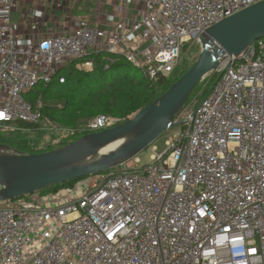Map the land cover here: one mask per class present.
Here are the masks:
<instances>
[{
	"label": "built area",
	"instance_id": "2783aa9c",
	"mask_svg": "<svg viewBox=\"0 0 264 264\" xmlns=\"http://www.w3.org/2000/svg\"><path fill=\"white\" fill-rule=\"evenodd\" d=\"M263 1L39 0L62 11L52 25L88 5L89 17L23 32L18 0H0V125L38 126L44 106L26 95L70 63L91 72L96 58L105 70L124 59L157 89L191 39ZM221 61L195 115L149 147L148 164L0 203V264H264V39ZM109 125L100 116L91 128Z\"/></svg>",
	"mask_w": 264,
	"mask_h": 264
},
{
	"label": "water",
	"instance_id": "95a60500",
	"mask_svg": "<svg viewBox=\"0 0 264 264\" xmlns=\"http://www.w3.org/2000/svg\"><path fill=\"white\" fill-rule=\"evenodd\" d=\"M261 39H264V1L226 18L202 34V51L197 63L132 119L114 128L85 135L58 150L30 155L8 154L0 158V202L97 175L140 154L178 126L175 118L196 87L218 69L222 59L238 57ZM116 141H123V145L111 156L87 160L96 150Z\"/></svg>",
	"mask_w": 264,
	"mask_h": 264
},
{
	"label": "trees",
	"instance_id": "16d2710c",
	"mask_svg": "<svg viewBox=\"0 0 264 264\" xmlns=\"http://www.w3.org/2000/svg\"><path fill=\"white\" fill-rule=\"evenodd\" d=\"M96 60L97 67L91 72H81L74 66L68 68L66 65L52 83L49 85L40 84L41 89L36 87L26 95V98L33 104L42 97L44 103L57 100L62 104L61 107L46 108L44 106L43 116L48 114L51 119L59 120L63 124L73 127L99 115H109L127 120L129 116L156 101L176 81L169 83L170 85L165 88L164 92L158 93L157 89L149 87L142 72L126 60L116 61L109 70H105L101 57ZM62 77L65 78L64 83H60ZM163 83L165 81L159 87ZM21 126L31 128L27 124ZM3 140L5 138L0 136V142ZM78 181L81 180L53 186L40 191V193L58 192L64 188L74 187Z\"/></svg>",
	"mask_w": 264,
	"mask_h": 264
},
{
	"label": "rangeland",
	"instance_id": "374dc122",
	"mask_svg": "<svg viewBox=\"0 0 264 264\" xmlns=\"http://www.w3.org/2000/svg\"><path fill=\"white\" fill-rule=\"evenodd\" d=\"M106 1H109V0H106ZM111 2H112V0H110V3ZM63 4H64L63 0H59L58 5L62 6ZM45 6L47 8V13L49 15H52L53 13L57 12L55 15L61 17L62 11L59 10V8L52 6L51 3H49V2H47ZM105 8H106V6H105ZM90 9H91L90 5H88V6H86L85 11L88 12ZM136 13H139V10H137ZM77 14H78V12H75L73 14V19L66 21V24H64L65 23L64 19H61V18L58 19L57 17L54 16V19H58L57 21H55L56 22L55 24L58 28H59V25H62V24L65 26L64 28L59 29V31L63 32L66 29L70 28L71 26L75 25L76 20L78 18ZM110 14H107V15H110ZM201 36H196L193 39H191L187 44H185V46L182 50V53L180 55V58L178 60L177 66L175 68V72L167 80H164L165 83H163L162 86L157 88L158 93L164 92V90L167 86H169L175 80L178 81L177 80L178 78L180 79L191 67H193L197 63V61L200 58L201 51H202V45L200 42ZM226 62H227V60H225L223 63H222V61H220V63H222V66H224L226 64ZM67 66H68V68H71L74 66V68H76V70H80L81 72L86 71L85 69H78L77 63H74V64L70 63ZM218 69H219V67H218ZM216 71L217 70H215L214 72L209 74L196 87V90L193 93V95L191 94L192 96L189 97L186 105L182 108V110L179 112V114L175 118V123L177 120H180V121L185 120V118H187L190 114L194 113L198 104L207 95V93L211 90V88L214 86L216 80L218 79V73H216ZM174 83H172L171 85H173ZM171 85H170V87H171ZM37 89H41V86H37ZM36 103L38 105H39V103H42V105L46 106V108L47 107L57 108V107H61V105H62V104L58 103L57 100L45 101V103H44L43 97L39 98ZM36 103H34V104H36ZM137 113L133 114L132 116H129L127 120H123L119 117H114V116H109V115H99V116H97L91 120L85 121V123H83V124L73 126L74 128L70 125L63 124L59 120L51 119L48 114H45V117L43 116V121L38 126L27 124L31 128H25V127L21 126V125H25V123H20V122L14 124L13 126H11V125L10 126L0 125V136L5 138V140L0 142L1 150L5 153L11 154V155L40 154V153H45V152H49V151H53V150H58L60 148H63L65 146L79 140L80 138H82L85 135L91 134L93 132H100V131H104L107 129H111V128H114L120 124H123L126 121H128L129 119H132ZM42 115H43V112H42ZM100 116H105V117L109 118L110 119V125L105 127V128L93 130L91 128V125L94 122V120ZM181 131H182V126L178 125V126L174 127L173 129L167 131L160 139H158L157 141L159 142V145H161L162 149L164 148L163 140H164L165 136L177 135ZM157 141H155V142H157ZM149 147L146 150H144L143 152H141L140 154H138L135 157L130 158L128 160L140 158L142 160V163L148 164L150 161V153H149L150 148ZM128 160L122 161V163L128 162ZM99 174H101V173H99ZM92 177H94V176L82 179L80 182L85 181L87 184H89V180ZM91 180H93V179H91ZM78 183H79V181H78ZM40 194L41 193L39 191V192L31 194V195H40ZM38 197L39 196H35L33 198L37 199ZM0 203H3V202H0Z\"/></svg>",
	"mask_w": 264,
	"mask_h": 264
},
{
	"label": "crops",
	"instance_id": "0c3cea01",
	"mask_svg": "<svg viewBox=\"0 0 264 264\" xmlns=\"http://www.w3.org/2000/svg\"><path fill=\"white\" fill-rule=\"evenodd\" d=\"M86 6V5H84ZM84 8V7H83ZM86 7L83 11H77L78 16H84L89 17L88 12L85 11ZM51 15L47 13V8L45 6V3L39 2V0H18V6L17 9L12 14V19L14 24L18 26V28L26 32L27 28L25 26L26 22H42V25L45 24V27L49 23L48 21H51ZM56 24L49 23V27H55ZM53 29V28H51Z\"/></svg>",
	"mask_w": 264,
	"mask_h": 264
},
{
	"label": "bare ground",
	"instance_id": "6f19581e",
	"mask_svg": "<svg viewBox=\"0 0 264 264\" xmlns=\"http://www.w3.org/2000/svg\"><path fill=\"white\" fill-rule=\"evenodd\" d=\"M123 145V141H116L109 145L103 146L100 149L96 150L92 153L87 160L88 161H97L104 159L108 156L114 154L121 146ZM8 154L0 150V158L7 156Z\"/></svg>",
	"mask_w": 264,
	"mask_h": 264
}]
</instances>
